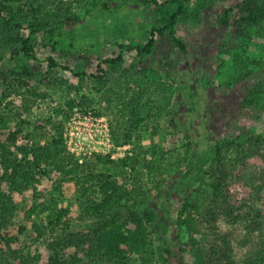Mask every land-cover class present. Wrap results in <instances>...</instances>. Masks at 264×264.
I'll return each mask as SVG.
<instances>
[{
  "label": "rangeland",
  "instance_id": "1",
  "mask_svg": "<svg viewBox=\"0 0 264 264\" xmlns=\"http://www.w3.org/2000/svg\"><path fill=\"white\" fill-rule=\"evenodd\" d=\"M68 1L69 6H76L74 0H51L50 5L55 8ZM79 1L78 5L82 6L87 0ZM137 8L133 5L125 11L140 20L141 12ZM76 10L84 13L82 7ZM93 25L101 27L99 23ZM107 31L103 28L100 36L109 37L111 33ZM137 31L128 33L125 43L144 42L143 34ZM177 34L186 42V51L180 50L168 37H160L156 48L144 61L136 59L129 64L130 70L119 68L110 73L107 84L101 89L97 88L98 82L93 77L81 80L60 67L47 72L41 46L36 49L37 59L23 53L12 57L5 49L0 60V119L6 118L11 130L21 118L29 121L24 129L28 135L19 142L29 149L62 136L68 150L80 163L88 158L92 162L90 157L94 153L110 154L114 162L92 163L97 171L115 176L124 173L120 160L141 149L147 150L146 156L153 159L159 158L160 151L174 154L172 163L188 166L191 161L187 162L184 157L190 151L198 149L200 153L213 154L216 146L225 140H235L264 153V140L255 142L256 137L264 139V98L250 106L241 103L251 86L264 82V36H257L255 30L252 40L240 38L234 22L226 27L206 8L197 21L179 22ZM114 41L112 36L111 42ZM108 47H112L111 44ZM237 51L239 60L233 56ZM255 58L262 64L252 66L251 75L235 82L241 68ZM24 64L31 65L37 76L26 77V82L21 84L11 69ZM138 104L145 120L131 133L132 139L126 141L124 135L132 125V109ZM190 141L192 144L187 146ZM12 149L19 160L23 153ZM236 155L229 152L233 173L224 185L223 195L216 194L212 185L217 176L220 177L217 164L210 165L203 178L204 203L196 217L205 238L198 235V242L193 243L184 227L178 228L174 222L170 224L167 240L183 258V264H224L228 261L227 255L237 264H246L250 249L264 242V191L261 200L246 205L247 195L241 180L244 172L247 177L257 173V158H251L242 166L235 160ZM44 170L37 168L29 180L22 174L20 191L14 196L19 213L34 211L35 220L42 224L57 210L65 208L64 223L61 221L59 225V229L64 230L61 233L69 237L72 233L85 232L90 223L81 219L83 202L77 184L59 177L56 171L43 174ZM5 173L0 164V177ZM169 173L168 184L181 183L183 190L168 188L165 191V185L152 188L151 201L167 207L170 216L176 219L181 203L185 199H196L197 190L185 186L179 169L173 166ZM11 185L5 182V190H10ZM151 186L154 183L149 180L146 188ZM149 205L141 204L139 208L143 210ZM163 215L159 219H163ZM27 222L29 230L24 243L29 245L32 254L40 256L39 264H46L49 250L43 242L35 241L37 234L31 228L32 221ZM225 240L230 245L228 249ZM158 242L156 238L155 243ZM72 250L74 247L68 248L67 253Z\"/></svg>",
  "mask_w": 264,
  "mask_h": 264
},
{
  "label": "trees",
  "instance_id": "2",
  "mask_svg": "<svg viewBox=\"0 0 264 264\" xmlns=\"http://www.w3.org/2000/svg\"><path fill=\"white\" fill-rule=\"evenodd\" d=\"M78 1H73L76 6H69L68 1L53 8L51 0H0V60L5 49L12 57L23 53L37 59L36 49L41 46L47 72L60 67L81 80L93 77L98 82L97 88L101 89L107 84L110 73L119 68L130 70L129 64L136 59L144 61L154 51L160 37H168L180 50L186 51V42L177 34V25L181 21H197L205 8L216 14L219 23L226 27L234 22L240 38L252 40L255 30L257 36H264V0H87L82 6ZM133 5L141 12L140 20L125 11ZM81 7L83 14L76 10ZM98 23L101 27L94 28L93 24ZM103 28L111 33L109 37L100 36ZM135 29L143 34L144 42L125 43L128 33ZM233 56L239 60V51ZM257 64L262 61L256 58L247 61L235 76V82L251 75L252 66ZM11 72L21 84L26 82V77L37 76L29 64L16 65ZM262 98L264 82L260 81L250 87L241 103L250 106ZM140 106L132 109V125L124 135L126 141L132 139L131 133L145 120ZM0 120L3 122L0 125V164L6 170L0 177V264H39L40 256L32 254L29 245L24 243L29 230L27 220L32 221L31 228L36 231L35 241L43 242L49 250L46 264H183V258L167 240L170 224L174 222L178 228L184 227L193 243L198 242V235L205 238L196 217L204 203L202 181L208 167L217 164L220 177L218 175L212 185L216 194H224V185L233 173L229 152L237 153L235 160L242 166L251 158H257V173L247 177L244 172L241 180L247 195L246 205L251 206L250 202L263 198L264 153L235 140L217 145L213 154L193 149L184 157L187 162L191 161L190 166L172 163L174 154L160 151L159 158L153 159L146 156L147 150L141 149L120 160L124 173L115 176L97 171L92 163L114 162L110 154L94 153L90 157L92 162L88 158L80 163L68 150L62 136L29 149L19 143L28 135L24 129L29 121L21 118L11 130L6 118ZM255 139V142L264 140L261 136ZM191 144L192 141L187 146ZM12 147L23 153L19 160L14 157ZM173 166L180 170L179 177L186 181L185 186L197 190L196 199H185L181 203L176 219L170 216L167 207L151 201L152 188L165 185V191L168 188L183 190L181 183L168 184L169 170ZM37 168H45L43 174L56 171L59 177L75 181L83 202L81 219L90 223L85 232L72 233L69 237L61 233L63 227L59 229V225L61 221L64 223L65 208L57 210L42 224L35 220L34 211L19 213L14 196L20 191L22 174L29 180ZM149 180L154 186L146 188ZM5 182H11L10 190H5ZM141 204L152 207L141 210ZM162 215L163 219H159ZM156 238L158 243H155ZM70 247L74 250L67 253ZM226 247L230 248L228 242ZM227 257L224 264H237L231 256ZM246 264H264V242L250 249Z\"/></svg>",
  "mask_w": 264,
  "mask_h": 264
}]
</instances>
